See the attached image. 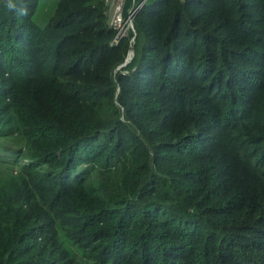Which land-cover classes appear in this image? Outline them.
I'll return each instance as SVG.
<instances>
[{
	"label": "trees",
	"instance_id": "1",
	"mask_svg": "<svg viewBox=\"0 0 264 264\" xmlns=\"http://www.w3.org/2000/svg\"><path fill=\"white\" fill-rule=\"evenodd\" d=\"M141 1L0 0V264H264V0Z\"/></svg>",
	"mask_w": 264,
	"mask_h": 264
},
{
	"label": "built area",
	"instance_id": "2",
	"mask_svg": "<svg viewBox=\"0 0 264 264\" xmlns=\"http://www.w3.org/2000/svg\"><path fill=\"white\" fill-rule=\"evenodd\" d=\"M125 0H104L107 5V15L109 25L116 30L113 41L117 42L120 36L125 33L128 25H131V18L136 11V7L128 12L126 18L123 17V5Z\"/></svg>",
	"mask_w": 264,
	"mask_h": 264
},
{
	"label": "clouds",
	"instance_id": "3",
	"mask_svg": "<svg viewBox=\"0 0 264 264\" xmlns=\"http://www.w3.org/2000/svg\"><path fill=\"white\" fill-rule=\"evenodd\" d=\"M6 6L9 8V9H14L16 8V4L13 2V0H6ZM20 14L21 15H26L27 14V10L26 9H20Z\"/></svg>",
	"mask_w": 264,
	"mask_h": 264
},
{
	"label": "water",
	"instance_id": "4",
	"mask_svg": "<svg viewBox=\"0 0 264 264\" xmlns=\"http://www.w3.org/2000/svg\"><path fill=\"white\" fill-rule=\"evenodd\" d=\"M144 2V0L141 1V3L139 4V6ZM127 59V58H126Z\"/></svg>",
	"mask_w": 264,
	"mask_h": 264
},
{
	"label": "bare ground",
	"instance_id": "5",
	"mask_svg": "<svg viewBox=\"0 0 264 264\" xmlns=\"http://www.w3.org/2000/svg\"><path fill=\"white\" fill-rule=\"evenodd\" d=\"M116 43V42H115Z\"/></svg>",
	"mask_w": 264,
	"mask_h": 264
}]
</instances>
